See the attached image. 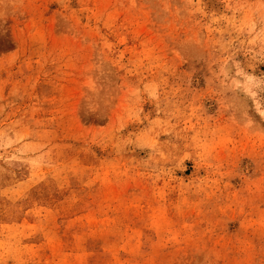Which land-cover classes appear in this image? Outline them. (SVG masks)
Instances as JSON below:
<instances>
[{
	"label": "rangeland",
	"instance_id": "obj_1",
	"mask_svg": "<svg viewBox=\"0 0 264 264\" xmlns=\"http://www.w3.org/2000/svg\"><path fill=\"white\" fill-rule=\"evenodd\" d=\"M0 264H264V0H0Z\"/></svg>",
	"mask_w": 264,
	"mask_h": 264
}]
</instances>
